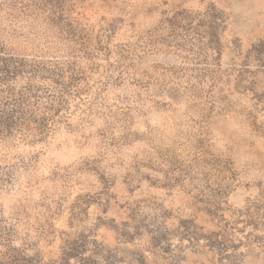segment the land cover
I'll return each mask as SVG.
<instances>
[{
    "label": "rangeland",
    "instance_id": "1",
    "mask_svg": "<svg viewBox=\"0 0 264 264\" xmlns=\"http://www.w3.org/2000/svg\"><path fill=\"white\" fill-rule=\"evenodd\" d=\"M0 264H264V0H0Z\"/></svg>",
    "mask_w": 264,
    "mask_h": 264
}]
</instances>
